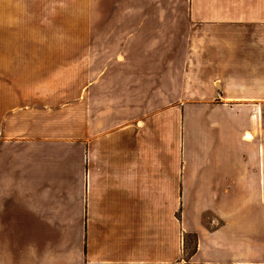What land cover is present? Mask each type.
<instances>
[{"label": "crops", "instance_id": "obj_1", "mask_svg": "<svg viewBox=\"0 0 264 264\" xmlns=\"http://www.w3.org/2000/svg\"><path fill=\"white\" fill-rule=\"evenodd\" d=\"M0 264H264V0H0Z\"/></svg>", "mask_w": 264, "mask_h": 264}, {"label": "rangeland", "instance_id": "obj_2", "mask_svg": "<svg viewBox=\"0 0 264 264\" xmlns=\"http://www.w3.org/2000/svg\"><path fill=\"white\" fill-rule=\"evenodd\" d=\"M98 39H97V35H90V43H91V55L95 52H97V50L93 49V43H97ZM74 42L75 43H80L81 42V35H74Z\"/></svg>", "mask_w": 264, "mask_h": 264}]
</instances>
